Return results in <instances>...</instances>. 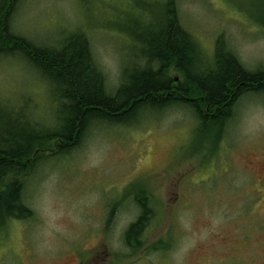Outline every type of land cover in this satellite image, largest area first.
Returning <instances> with one entry per match:
<instances>
[{
    "label": "rangeland",
    "instance_id": "rangeland-1",
    "mask_svg": "<svg viewBox=\"0 0 264 264\" xmlns=\"http://www.w3.org/2000/svg\"><path fill=\"white\" fill-rule=\"evenodd\" d=\"M165 1L18 0L10 25L51 48L71 31L85 32L113 94L124 67L140 62L141 43L123 26L142 35ZM174 1L205 61L219 43L246 70L264 71V0ZM47 85L23 58L1 57L0 125L21 107L24 120L54 125ZM139 116L95 123L71 151L32 166L23 193L33 216L0 229V264H264V94L238 98L224 134L200 131L184 105ZM140 193L155 210L135 252L125 232L141 212Z\"/></svg>",
    "mask_w": 264,
    "mask_h": 264
},
{
    "label": "trees",
    "instance_id": "trees-1",
    "mask_svg": "<svg viewBox=\"0 0 264 264\" xmlns=\"http://www.w3.org/2000/svg\"><path fill=\"white\" fill-rule=\"evenodd\" d=\"M17 2L0 0V58L19 56L44 78L56 101V122L48 127L26 121L23 107L16 117L9 114L1 120L0 229L13 219L33 216L25 201L23 176H30L40 160L71 151L95 123H131L144 109L184 105L194 111L200 131L224 134L235 101L248 92L264 94V71L246 70L228 46L216 43L214 59H203L197 40L181 24L174 0L158 4L154 23H141L145 25L142 35L134 33L135 25L123 26L135 44L141 43L140 62L124 67L123 80L113 94L85 32L71 31L55 48L37 45L10 27ZM173 69L182 76L178 82L172 77ZM12 126L20 131L14 133ZM47 151L51 154L45 155ZM194 152H200V147ZM136 200L141 212L125 232V242L135 252L144 246V232L155 210L147 195L137 194ZM160 243L156 250L161 249Z\"/></svg>",
    "mask_w": 264,
    "mask_h": 264
},
{
    "label": "bare ground",
    "instance_id": "bare-ground-1",
    "mask_svg": "<svg viewBox=\"0 0 264 264\" xmlns=\"http://www.w3.org/2000/svg\"><path fill=\"white\" fill-rule=\"evenodd\" d=\"M129 26V25H128ZM11 27V26H10ZM7 38V37H6ZM7 40V39H6ZM9 40V39H8ZM19 44V43H18ZM147 60V59H146ZM195 65V64H194ZM197 68V67H196ZM88 74V73H87ZM195 87V86H194ZM107 94V93H106Z\"/></svg>",
    "mask_w": 264,
    "mask_h": 264
}]
</instances>
